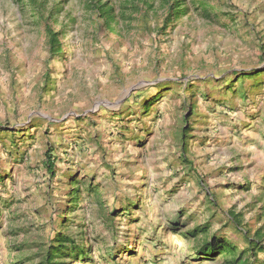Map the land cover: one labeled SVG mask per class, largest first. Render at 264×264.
Instances as JSON below:
<instances>
[{"label": "rangeland", "instance_id": "1", "mask_svg": "<svg viewBox=\"0 0 264 264\" xmlns=\"http://www.w3.org/2000/svg\"><path fill=\"white\" fill-rule=\"evenodd\" d=\"M61 243L264 264V0H0V264Z\"/></svg>", "mask_w": 264, "mask_h": 264}, {"label": "trees", "instance_id": "2", "mask_svg": "<svg viewBox=\"0 0 264 264\" xmlns=\"http://www.w3.org/2000/svg\"><path fill=\"white\" fill-rule=\"evenodd\" d=\"M180 5V4H179ZM178 5V6H179ZM106 18L107 20H111L113 19L112 13H111V9H107L106 11ZM48 34H50V46L53 50H55V48L57 46L60 47V42L58 40V32L52 31L51 28H49V32ZM49 161L51 160L50 157L48 159ZM47 166L50 168V172L53 173L54 172V165L52 163L47 164ZM209 250L205 251V254H209V255H216L228 248H230V246L228 245V243H225L224 241L214 238L209 244ZM63 247V243H61L56 249L51 250V249H47V255H46V263L47 264H53L52 259L56 256V252L60 251Z\"/></svg>", "mask_w": 264, "mask_h": 264}]
</instances>
